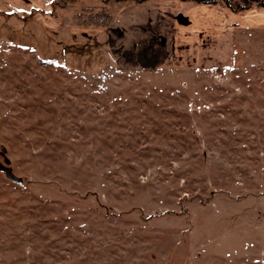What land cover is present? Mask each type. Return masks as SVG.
Wrapping results in <instances>:
<instances>
[{
    "label": "rangeland",
    "instance_id": "obj_1",
    "mask_svg": "<svg viewBox=\"0 0 264 264\" xmlns=\"http://www.w3.org/2000/svg\"><path fill=\"white\" fill-rule=\"evenodd\" d=\"M238 1L0 0V264H264V0Z\"/></svg>",
    "mask_w": 264,
    "mask_h": 264
},
{
    "label": "trees",
    "instance_id": "obj_2",
    "mask_svg": "<svg viewBox=\"0 0 264 264\" xmlns=\"http://www.w3.org/2000/svg\"><path fill=\"white\" fill-rule=\"evenodd\" d=\"M106 1H109V0H106ZM114 1H128V0H114ZM195 1L210 3L214 0H195ZM222 1L232 11H236L239 7H242L238 0H222ZM110 19L111 17L108 13L98 12L95 14L84 15V21H83L84 23H81V24L105 26L109 24V22L111 21Z\"/></svg>",
    "mask_w": 264,
    "mask_h": 264
},
{
    "label": "water",
    "instance_id": "obj_3",
    "mask_svg": "<svg viewBox=\"0 0 264 264\" xmlns=\"http://www.w3.org/2000/svg\"><path fill=\"white\" fill-rule=\"evenodd\" d=\"M167 14L171 18L176 20L177 24H179V25L186 26V25H189L191 23V20L189 19V16L187 14H183L182 12H178L176 14H171V13L167 12ZM8 170H9V168H8ZM8 177L11 178L14 181L19 182V183L22 182V179L20 177H17L15 175H13L11 173V171L8 172Z\"/></svg>",
    "mask_w": 264,
    "mask_h": 264
},
{
    "label": "flooded vegetation",
    "instance_id": "obj_4",
    "mask_svg": "<svg viewBox=\"0 0 264 264\" xmlns=\"http://www.w3.org/2000/svg\"><path fill=\"white\" fill-rule=\"evenodd\" d=\"M1 154H4V148H1ZM5 164L2 165L0 163V172L3 174V176H5L9 182H13V183H16V184H21L22 182L19 183V182L14 181V180H12L11 178L8 177V172L9 171H11V173L13 175H15L13 170H12V168H11V166L9 165V160L8 159H5ZM8 168H9V170H8Z\"/></svg>",
    "mask_w": 264,
    "mask_h": 264
}]
</instances>
